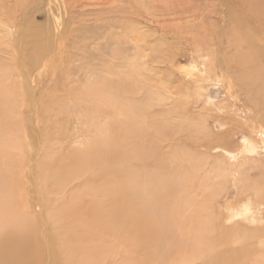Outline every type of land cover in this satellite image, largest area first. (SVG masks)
Listing matches in <instances>:
<instances>
[{
	"label": "rangeland",
	"instance_id": "obj_1",
	"mask_svg": "<svg viewBox=\"0 0 264 264\" xmlns=\"http://www.w3.org/2000/svg\"><path fill=\"white\" fill-rule=\"evenodd\" d=\"M243 9L242 0H0V180L11 196L5 201L40 223L41 239L53 230L79 255L94 250L101 264L121 262L132 245L121 214H110L127 201L117 197L102 157L124 153L125 172H133L140 166L128 156L134 147L155 149L144 176L156 211L171 204L183 222L202 207L224 221L238 187L264 169V150L235 161L216 148L224 142L237 151L264 112L247 98L260 87L241 86L227 58L234 52L231 14ZM257 17L251 25L263 29ZM208 49L214 70L203 63ZM102 137L108 142L97 167L72 159ZM158 158L179 168L172 172L183 185L174 201L160 181L166 171ZM44 171L53 173L46 181ZM6 192L0 190V203ZM186 254L178 250L168 260L180 264Z\"/></svg>",
	"mask_w": 264,
	"mask_h": 264
},
{
	"label": "bare ground",
	"instance_id": "obj_2",
	"mask_svg": "<svg viewBox=\"0 0 264 264\" xmlns=\"http://www.w3.org/2000/svg\"><path fill=\"white\" fill-rule=\"evenodd\" d=\"M242 3L244 9L241 12L233 11L231 14L234 23L232 22L230 30V45L234 47V52L227 58L228 62L232 63L238 71L237 80L241 86L244 88L249 85L254 88L259 86L262 91L260 93L262 96L255 94V97L247 98L256 106L259 104L264 106V28H253L252 21L249 20L260 16L264 22V0H242ZM16 41L18 45L20 38L18 37ZM23 50L18 46L17 54L14 55L18 68L22 64L21 52ZM205 54L208 58L203 63L208 62L210 69H216L213 50L208 49ZM221 60L225 63L223 59L218 62ZM22 72L26 76L27 70ZM242 138L237 151L228 150L224 142L222 146L216 148L220 149L224 156L227 155L228 159L225 160L251 159L250 157L259 155L261 150H264V112L258 118L257 126L252 125L250 134ZM107 142L108 140L102 137V139L89 143L85 149L72 153L71 157L85 164L93 163L97 167L99 163L97 155L102 156L99 152L107 146L105 145ZM154 150L147 148V151L144 149L143 152H138L136 147L130 150L128 156L131 155L132 158L140 161L139 168H133V172L131 170L125 172V163L128 158L124 153L115 156L111 151H106L105 155L103 154L102 158H107V168H104L103 172L112 178L117 189V197L122 199L121 201H127L116 211L111 210L110 216L116 217V214H121L120 221L125 222L123 235L131 241L132 245L124 252L121 262L115 264H124V257L128 264H132L130 260L133 258V264L153 262V264H171L168 259H171L172 254L178 250H186L187 253L183 256V263L180 261V264H264V169L257 173L259 177L254 181H247L240 188L238 187V196L232 203L226 205L227 210L223 222L216 221L217 219L215 220L213 216H209L211 214L207 215L202 207L193 213L190 212L191 214L187 215L183 222L181 220L177 222L171 204L164 207L160 213L156 211L157 208H154L156 197L153 195L152 188L148 186L147 176L146 178L144 176L145 168L149 164L146 160L147 156L156 155ZM81 154L86 160L81 157L78 159ZM158 160V167L166 171L160 181L166 195L174 201V194L179 193L183 185V180L177 175L174 177L172 172L179 168L177 165L172 167L174 164L166 166L163 160L161 161L160 158ZM43 163L47 166V162ZM100 170L102 171V166ZM36 173L42 174L41 172ZM8 174L11 173L8 172ZM43 174L45 181L47 177L51 178L53 175V173L46 175V171ZM126 182L127 188L123 186ZM7 185L0 180V190L7 188L8 195H5L0 203L4 208L3 218L0 220V264H41L43 262L45 264H101L100 259L93 254L94 250L85 249L83 254L79 255L75 251L78 248H75L71 240H67L61 233L56 234L52 230L45 235L46 238L41 239L40 231H38L40 223H37L35 219L28 218V220L25 216L22 217V214L16 210L15 204H12L10 200V204L5 201L11 197ZM41 198L43 199V196ZM176 210L179 215V207H176ZM233 221V225L226 226V223ZM189 236L192 241L188 245L185 243V238ZM135 252L141 254L139 259L134 257ZM112 260L115 261L114 258Z\"/></svg>",
	"mask_w": 264,
	"mask_h": 264
}]
</instances>
